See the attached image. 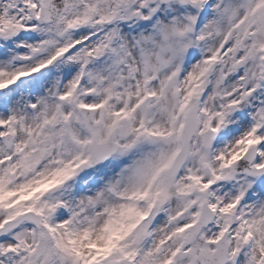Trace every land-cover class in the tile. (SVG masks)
<instances>
[{"label":"clouds","instance_id":"obj_1","mask_svg":"<svg viewBox=\"0 0 264 264\" xmlns=\"http://www.w3.org/2000/svg\"><path fill=\"white\" fill-rule=\"evenodd\" d=\"M141 3L108 0L94 19L114 13L111 22L54 29L50 38L37 33L45 43L27 53L31 59H15L25 55L15 47L0 58L17 79L28 76L9 111L33 127L48 120L26 160L0 166V226L31 239L47 232L45 220L67 222L81 236L88 232L84 244L112 237L136 253L164 241L158 264H209L220 254L224 264H261L264 26L252 22L248 0H203L198 8L168 0L150 23L132 16ZM75 43L78 58L58 55ZM11 79L0 76V87ZM36 79L39 91L24 87ZM66 92L72 96L62 99ZM33 99L39 107L30 106ZM82 103L101 107L86 112ZM17 128L16 139L28 140ZM20 211L26 214L10 222ZM110 264H121L118 256Z\"/></svg>","mask_w":264,"mask_h":264},{"label":"snow or ice","instance_id":"obj_2","mask_svg":"<svg viewBox=\"0 0 264 264\" xmlns=\"http://www.w3.org/2000/svg\"><path fill=\"white\" fill-rule=\"evenodd\" d=\"M108 0H0V58L7 55V49L15 47L23 56L15 59H31L27 53L38 50V46L45 43V40L37 33H44L49 38L53 30L61 34L66 31L80 28L84 24H102L111 22L113 14H100L99 5L107 3ZM168 2V0H142L141 7L132 13V16L139 17L145 23H150L153 15L159 14V6ZM183 4H189L194 8L202 5L203 0H181ZM151 5V7H149ZM249 11L251 12L252 22L264 26V0H248ZM148 12L149 15H144ZM130 18V17H126ZM95 39V36L89 37ZM32 42V43H29ZM51 42V41H49ZM84 40L82 43H87ZM81 47V43L67 45L59 49V54L67 57H73L77 54V49ZM230 44H226L221 53L228 51ZM264 47V44L261 45ZM78 55L76 58H78ZM51 62V61H49ZM35 69H33V72ZM10 75L9 88L0 87V166L8 164L10 161L16 160L17 157L27 159L25 155L28 145L38 136L43 134V127L48 123L45 119L44 123L38 127L29 126L23 123L24 117L18 115L15 111L10 112L8 104L19 93L23 81L28 76H20L16 78V73H10L8 69L0 68V76ZM3 81H0L2 84ZM40 79H36L31 85H24L25 88L31 87L33 92L39 91ZM12 92L11 99L5 97V92ZM72 96V92L61 93L62 99H68ZM32 108L39 105L33 99ZM79 107L86 111H98L101 106L94 104L82 103ZM119 115V114H117ZM244 116L245 123L248 122L246 114ZM20 126L29 137L26 141H18L16 139L18 128ZM147 135L151 137H161L165 135L163 132H157L153 129H144ZM252 133H248V143L252 144ZM19 164L13 167H18ZM257 168L264 170V165L257 164ZM0 180L3 177L0 176ZM264 182V180H262ZM44 187V185H41ZM33 191H37L34 189ZM31 195V193L29 194ZM30 211V210H29ZM26 212L20 211L16 216L10 218V222L25 215ZM145 215H147L145 213ZM40 223V221H36ZM47 232H32L31 239L23 233L11 235L13 229L7 225L0 226V264H5V258L11 259L13 256L18 257L17 264H50L53 258H59L63 264H110L118 256L121 264H158V254L164 241L160 242V246L155 251L146 250L142 253H136L132 250V246H123L114 242L112 237L108 238L107 243L103 246L97 245L95 241L90 244H84L82 240L88 236L85 231L83 236L78 232L67 229V222L60 226H52L43 221ZM65 228V231H61ZM183 231V228L179 229ZM112 236L117 240L123 238L118 232H113ZM248 239L247 236L244 237ZM88 249V250H86ZM95 250L94 252L91 250ZM180 249H176L171 255H176ZM209 257L215 254L204 250ZM239 251V249H237ZM264 251V248H262ZM243 258V253H240ZM225 254H220L216 259H209V264H224ZM165 264H173L172 259H168ZM264 264V261H261Z\"/></svg>","mask_w":264,"mask_h":264}]
</instances>
